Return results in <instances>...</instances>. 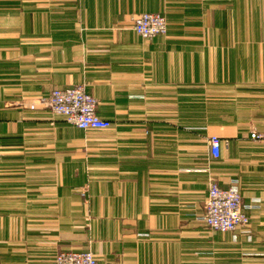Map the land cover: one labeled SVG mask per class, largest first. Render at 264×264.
<instances>
[{"label":"crops","instance_id":"obj_1","mask_svg":"<svg viewBox=\"0 0 264 264\" xmlns=\"http://www.w3.org/2000/svg\"><path fill=\"white\" fill-rule=\"evenodd\" d=\"M160 12L165 34L132 29ZM83 84L109 119L48 108ZM264 0H0V264H264ZM228 139L218 157L208 136ZM235 183L247 231L204 229L207 176ZM87 185L88 202L78 194Z\"/></svg>","mask_w":264,"mask_h":264},{"label":"built area","instance_id":"obj_2","mask_svg":"<svg viewBox=\"0 0 264 264\" xmlns=\"http://www.w3.org/2000/svg\"><path fill=\"white\" fill-rule=\"evenodd\" d=\"M132 29L143 38H152L165 34L167 21L160 12H141L133 18ZM97 100L85 91L83 84L53 87L45 96L31 101L29 108H48L52 115L62 116L76 127L87 129H104L111 125L109 119L96 112ZM249 138L264 145V131L251 129ZM209 152L218 157L220 149L228 145V139L218 135L208 136ZM210 176V175H209ZM81 195L85 196L84 192ZM247 205L241 200L239 188L235 183L219 185L213 177H208L207 194L203 203L204 225L219 232L247 231L249 215ZM50 264H98L90 250H60Z\"/></svg>","mask_w":264,"mask_h":264},{"label":"rangeland","instance_id":"obj_3","mask_svg":"<svg viewBox=\"0 0 264 264\" xmlns=\"http://www.w3.org/2000/svg\"><path fill=\"white\" fill-rule=\"evenodd\" d=\"M45 96V95H44ZM37 97H35V98H33V99H31V101H33V100H35ZM59 116V115H58ZM210 175V174H209ZM207 176V185H208V177H210V176ZM212 177V176H211ZM216 181V180H215ZM217 182V181H216ZM218 183V182H217ZM78 194L80 195V197L82 198V200L83 201H85V202H88V199H89V194H88V191H87V185H82V186H80V187H78ZM82 192H84V194H85V196H83V195H81V193ZM206 198V197H205ZM205 200V199H204ZM204 203V202H203ZM204 229L205 230H207V231H213V232H219V231H215V230H212V229H210L209 227H207V226H205L204 225ZM82 250H90V249H82ZM91 251V250H90ZM92 252V251H91ZM93 253V252H92ZM94 254V253H93ZM94 256H95V254H94ZM95 258H96V256H95ZM97 259V258H96ZM98 262V261H97ZM99 264V263H98Z\"/></svg>","mask_w":264,"mask_h":264}]
</instances>
